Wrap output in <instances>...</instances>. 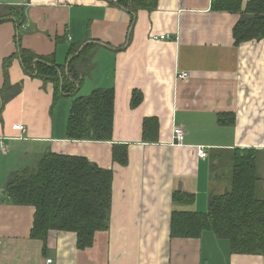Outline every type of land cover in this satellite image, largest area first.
I'll list each match as a JSON object with an SVG mask.
<instances>
[{"label": "crops", "instance_id": "obj_1", "mask_svg": "<svg viewBox=\"0 0 264 264\" xmlns=\"http://www.w3.org/2000/svg\"><path fill=\"white\" fill-rule=\"evenodd\" d=\"M237 20L212 11L211 0H158L154 11L132 19L116 0H0V264H264V255L231 254L210 232L170 238L174 209L205 213L211 192L224 191L212 176L227 172L219 164L233 151L264 158V37L236 45ZM89 44L94 67L76 86L81 96L113 90L109 142L67 140L70 107L55 112L52 85L29 76L19 57L20 49L53 56L68 78L70 48ZM13 56L5 80L4 62ZM180 73L188 78L177 79ZM6 81L21 90L3 102ZM15 124L25 131H13ZM177 127L182 145L172 144ZM114 144L127 146L126 166L113 163ZM47 152L113 171L109 226L87 249H77L72 232H49L46 244L31 238L34 208L4 200L10 174ZM177 192L192 195L193 204L174 206Z\"/></svg>", "mask_w": 264, "mask_h": 264}, {"label": "trees", "instance_id": "obj_2", "mask_svg": "<svg viewBox=\"0 0 264 264\" xmlns=\"http://www.w3.org/2000/svg\"><path fill=\"white\" fill-rule=\"evenodd\" d=\"M116 2L132 19L138 10L154 11L158 0ZM211 10L238 16L232 30L236 45L264 37V0H248L245 6L242 0H211ZM95 48L93 44L70 48L68 78L60 77L63 68L55 63L53 56L39 57L28 50H19L26 73L41 81L44 87L52 85L53 105L63 98L72 99L65 128L66 139L70 141L112 140L113 90L97 89L81 96L76 86L93 69ZM17 57L5 60V80L7 70ZM20 90L21 84L10 86L6 81L1 93L3 102ZM137 102L134 95L132 105ZM224 117H220V122L225 124ZM143 139L146 141V134ZM259 159L262 160L260 165L257 164ZM112 161L120 166L127 165L126 145H113ZM231 161V168L215 177L217 181H224L227 192L212 193L205 213L174 209L170 217V238L198 239L203 232H210L217 240L229 243L231 254L264 255V197L258 196L255 185L258 182L264 191L263 153L236 150ZM112 181L111 169L99 168L83 157L47 152L37 161L11 173L3 193L6 202L34 208L31 238L46 244L49 232H72L77 237V249L84 250L91 247L96 233L108 229ZM193 202L190 194L177 192L172 196V203L177 207H188Z\"/></svg>", "mask_w": 264, "mask_h": 264}, {"label": "built area", "instance_id": "obj_3", "mask_svg": "<svg viewBox=\"0 0 264 264\" xmlns=\"http://www.w3.org/2000/svg\"><path fill=\"white\" fill-rule=\"evenodd\" d=\"M164 38H165L164 36H153L152 37V39H154V40H156V39L163 40ZM187 78H188L187 73H180L177 75V79L185 80ZM12 130L13 131H19V132L23 133L25 131V127L23 125H20V124H15L12 126ZM184 136H185V134H184L182 128H180V127L174 128L172 131V144L182 145L183 140H184ZM0 150H2L3 152L5 150V147H4L2 140L0 141ZM197 153H198L199 157H201V158L207 157V152H206L205 147L199 146L197 148ZM46 263L50 264L51 260H47Z\"/></svg>", "mask_w": 264, "mask_h": 264}, {"label": "rangeland", "instance_id": "obj_4", "mask_svg": "<svg viewBox=\"0 0 264 264\" xmlns=\"http://www.w3.org/2000/svg\"><path fill=\"white\" fill-rule=\"evenodd\" d=\"M82 93V92H81ZM71 98H69V99H65V98H63V99H61V100H59L58 102H57V104L53 107V109H54V111L56 112L57 110H59L60 112H62V113H65L64 112V110L67 108V107H70V105H71ZM63 102L67 105H63ZM88 142H94V141H88ZM28 145H25V148L27 147ZM33 148H34V146H31L30 148H27L26 149V152L27 153H30V152H32L33 151ZM44 154H42V155H40V156H36V157H34V159H35V161H37L38 159H40L42 156H43ZM29 157H31V155L29 154ZM229 157V154L228 153H224V154H222L221 156H220V158H221V160H225V159H227ZM232 158H233V155L231 156V158L229 159V162L228 163H220L219 164V169L220 170H225V171H228L230 168H231V166H232ZM11 163H13V159H11ZM214 166V168H216L217 167V165L216 164H214L213 165ZM263 168H264V166H263ZM217 176H219V175H217ZM257 178H258V176H257ZM263 181V180H262ZM261 181V182H262ZM217 182H219L220 184L222 183V181L220 180V181H217ZM217 182L216 181H214V183H215V185L217 186ZM224 182V181H223ZM220 186V185H219ZM218 187V186H217ZM216 189V188H215ZM215 189H212V190H215ZM221 191H222V189H220ZM224 190V189H223ZM75 234V233H74ZM76 235V234H75ZM76 241H77V237H76Z\"/></svg>", "mask_w": 264, "mask_h": 264}, {"label": "water", "instance_id": "obj_5", "mask_svg": "<svg viewBox=\"0 0 264 264\" xmlns=\"http://www.w3.org/2000/svg\"><path fill=\"white\" fill-rule=\"evenodd\" d=\"M261 161H262V160L259 159V160L257 161V164L260 165V164H261ZM212 178L215 179V176L213 175ZM219 185H220V183L217 182V186H219ZM255 185H256V187L258 188V191H257V192H258V196H259V197H264V191H263L261 188H259V183L257 182ZM224 191L227 192V188H224ZM211 194H212V192H211Z\"/></svg>", "mask_w": 264, "mask_h": 264}]
</instances>
